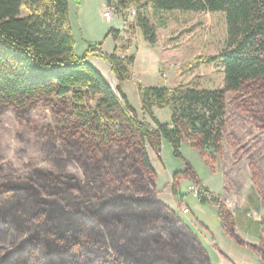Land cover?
<instances>
[{"label": "trees", "instance_id": "1", "mask_svg": "<svg viewBox=\"0 0 264 264\" xmlns=\"http://www.w3.org/2000/svg\"><path fill=\"white\" fill-rule=\"evenodd\" d=\"M105 3L122 19L133 10L139 41L152 48L158 43L152 19L161 25L164 12L224 14L227 36L216 56L221 90L140 85L141 107L153 128L137 118L122 91L135 62L124 54L130 46L119 43L106 54L86 43L78 56L68 0H0V126L12 114L22 132L18 139L30 134L54 170L28 164V173L19 176L8 163L1 174L7 161L0 150V264H213L201 237L157 198L148 149L159 155L166 144L174 158H181L183 146L219 154L226 94L239 99L240 111L264 132V0ZM109 35L118 42V32ZM88 57L110 67L117 93ZM39 109L50 121L36 128L32 116ZM164 109L169 124L153 117ZM250 171L264 206V175L253 164ZM199 180L187 162L172 176L177 205L179 183ZM200 192L202 204L216 209L223 234L264 264V242L257 248L244 243L234 231L235 216L208 189Z\"/></svg>", "mask_w": 264, "mask_h": 264}, {"label": "rangeland", "instance_id": "2", "mask_svg": "<svg viewBox=\"0 0 264 264\" xmlns=\"http://www.w3.org/2000/svg\"><path fill=\"white\" fill-rule=\"evenodd\" d=\"M80 1L82 5L80 9L73 4V0L70 5L71 20L69 18V21L75 37L81 44L93 43V38L101 35L103 24L107 27V31L118 32L120 38L116 42V49L119 43L126 47L130 46L124 54L135 58L129 85L132 84L137 90L140 85L146 87L186 85L190 88L221 90L223 72L216 56L224 47L227 36L224 14L175 10L161 15V25L151 18L157 26L158 39L156 47L152 48L140 43L141 39L139 32L136 33L132 15L126 19L119 18L112 7L106 5L105 0ZM107 9H110V13ZM132 27L134 28L131 29ZM101 40L102 38L99 42ZM211 58L214 61L208 63L207 59ZM154 59L156 71L152 68ZM93 67L109 84L118 86L107 66ZM128 88H123V92L127 95L129 93V101L133 103ZM239 101L234 95L226 94L227 122L219 154H213L209 149L201 154L193 147L183 146L181 158H174L166 144L163 145L159 155L148 149L154 169L159 170V180L155 187L158 199L159 193L164 198L168 197V188L172 184V179L171 183H167L169 177L164 168L172 169L171 167L174 166L176 169L174 172L184 171L187 162L200 179L199 185L193 181H182L180 183L184 185L180 187L179 183V193L186 189L184 191L186 199L185 203L181 200L176 209L159 200L193 229L191 214L195 216L200 226L209 231L211 238L207 242L194 229L203 244L209 248L213 264H261L257 255L255 256L250 249L237 246L223 234L216 209L211 205L202 204V192H200L202 188L208 189L213 194L214 200L222 202L226 210L235 216L238 222H235L234 231L244 243L257 248L264 242V206L253 185L250 171V164H253L256 170L264 175V132L257 129L251 119L240 111L237 107ZM32 120L36 128H41L49 123V113L39 109L32 116ZM20 135L22 132L18 129L12 114H6L0 126V150L5 154L7 163L1 167V174L7 170L8 163L19 176L28 173V164L54 171L43 161L40 147L33 141L32 136L25 135L19 140ZM192 186L197 193H200L198 197L193 196L194 190L188 192ZM170 195L169 201L174 198L172 192ZM209 207L214 208V213L212 209L207 210ZM195 211L199 216L204 215L205 222L196 216Z\"/></svg>", "mask_w": 264, "mask_h": 264}, {"label": "crops", "instance_id": "3", "mask_svg": "<svg viewBox=\"0 0 264 264\" xmlns=\"http://www.w3.org/2000/svg\"><path fill=\"white\" fill-rule=\"evenodd\" d=\"M88 1H91V0H84V2H88ZM69 2V18L71 20V16H70V5H71V0H68ZM73 4L75 6H77L78 9H80L82 7L81 5V1L80 0H73ZM73 32V30H72ZM91 32V31H90ZM107 27L103 24V31L101 33V35H99L98 37H95L93 38V43L97 44V45H100V49L102 52L106 53V54H112L114 52H116V42H114L113 38L109 35L107 36ZM92 35V34H91ZM73 38H74V41H75V51H76V54L77 55H80V54H83L86 52L87 50V46H86V43L84 44H81L80 41H78V39L75 37V33L73 32ZM100 38H102V40L99 42ZM120 38V36H119ZM101 43V44H100ZM78 49V51H77ZM140 50V49H139ZM130 56V55H129ZM154 63H152V68H154V70L156 71V60L154 59L153 60ZM87 62L92 66H95V67H106L110 70L109 66L100 58L98 57H88L87 59ZM107 69V70H108ZM157 75V73H155ZM131 82V79L129 82H126L124 83V85L122 86V91H123V88L125 87H129L128 88V92H130L131 94V97H132V100H133V103H131L129 101V93L128 95L125 94L123 92V94L126 96V99H127V102L128 104L133 108V110L135 111L136 113V116L139 120H144L146 122H148L149 124L152 125V127L154 128L155 126L153 125L152 121L150 120V118L148 117L147 114L144 113V111L142 110V107H141V103H140V98H139V93H138V90L137 88H134V86L132 84L129 85V83ZM145 86V85H144ZM131 99V98H130ZM153 117L159 121L160 124H169L170 123V112L168 109H164V110H154L153 111ZM151 150V149H150ZM152 151V150H151ZM153 152V151H152ZM149 156L151 158V154L149 153ZM171 159H168V161H170ZM153 163V162H152ZM154 165V164H153ZM155 167V166H154ZM172 169H166L164 168L163 170L166 171L168 173V177L169 179L167 180V183H171V177L173 174L177 173V172H174L176 169L174 168V166L171 167ZM156 169V168H155ZM174 172V173H173ZM180 172V171H178ZM156 173H157V182L159 180V170L156 169ZM166 184V182H165ZM170 185V184H169ZM181 185H184V183H180V187ZM186 190V189H185ZM185 190H181V195H182V199L183 200L182 202L185 203V199H186V196H185ZM170 192H171V188H168V197H163L161 195V193H159L158 197L160 200H162L165 204H168L170 207H172L173 209H176V202H175V199L172 198V200L169 201V197L171 196L170 195ZM168 198V199H166ZM207 206H210L208 204H206ZM188 206V205H187ZM175 207V208H174ZM197 209V208H195ZM209 209H212V208H208L207 210ZM214 209V208H213ZM212 209V212L214 213V210ZM204 211V210H203ZM196 212V211H195ZM204 214V213H203ZM247 214V213H246ZM246 214H244L246 216ZM196 216L202 220L203 222H205V218H204V215L201 214V216L198 215V213L196 212ZM187 217V216H186ZM191 219H192V222H193V227L194 229L199 233L201 234V236H203L207 242H209V239L211 238L209 236V231H207L205 228H203L202 226H200L199 222H197L195 220V216L193 214L190 215ZM188 221H190V218H188ZM236 221L238 222V220L236 219Z\"/></svg>", "mask_w": 264, "mask_h": 264}, {"label": "built area", "instance_id": "4", "mask_svg": "<svg viewBox=\"0 0 264 264\" xmlns=\"http://www.w3.org/2000/svg\"><path fill=\"white\" fill-rule=\"evenodd\" d=\"M110 9H107V11L110 13V11H109ZM132 11V12H131ZM129 15H134V12H133V10H130V14ZM106 19H108V18H106ZM191 190H194V188H193V186L192 187H190V189H189V191L188 192H190ZM195 191V190H194ZM194 195V197H198L199 196V194L200 193H197L196 191L193 193ZM183 212H184V210H183Z\"/></svg>", "mask_w": 264, "mask_h": 264}, {"label": "water", "instance_id": "5", "mask_svg": "<svg viewBox=\"0 0 264 264\" xmlns=\"http://www.w3.org/2000/svg\"><path fill=\"white\" fill-rule=\"evenodd\" d=\"M110 74L112 75V73L110 72ZM115 80V79H114ZM116 81V80H115ZM110 85V87L112 88V90L114 91V92H116L117 93V86L116 85H112V84H109Z\"/></svg>", "mask_w": 264, "mask_h": 264}]
</instances>
